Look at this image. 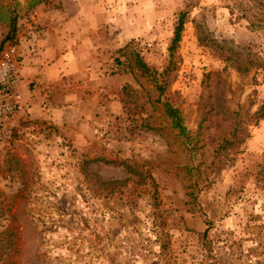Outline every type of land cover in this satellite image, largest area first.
<instances>
[{
    "label": "rangeland",
    "instance_id": "rangeland-1",
    "mask_svg": "<svg viewBox=\"0 0 264 264\" xmlns=\"http://www.w3.org/2000/svg\"><path fill=\"white\" fill-rule=\"evenodd\" d=\"M29 1L0 0V42L8 8L16 15L0 50L43 2L93 29L98 78L78 80L85 91L54 119L18 113L0 148V244L14 242L36 264H264V119L246 122L264 100V29L237 20L233 0ZM180 12L175 70L160 101L178 111L194 147L170 127L149 80L127 71L130 56L117 52L131 42L126 51L160 73ZM194 24L261 67L224 68L198 44ZM234 119L243 140L215 157Z\"/></svg>",
    "mask_w": 264,
    "mask_h": 264
},
{
    "label": "crops",
    "instance_id": "crops-1",
    "mask_svg": "<svg viewBox=\"0 0 264 264\" xmlns=\"http://www.w3.org/2000/svg\"><path fill=\"white\" fill-rule=\"evenodd\" d=\"M48 7L42 2L28 12L14 45L22 64L19 90L23 108L36 117L54 119L64 102L79 98L81 89L85 91L78 80L87 79L88 74L94 76L92 80L98 78L94 66L99 63L92 37H87L93 29L83 31L74 25L78 17L69 18ZM89 85L96 94V84ZM73 87L77 96L71 94ZM45 96L50 99L46 101Z\"/></svg>",
    "mask_w": 264,
    "mask_h": 264
},
{
    "label": "trees",
    "instance_id": "trees-1",
    "mask_svg": "<svg viewBox=\"0 0 264 264\" xmlns=\"http://www.w3.org/2000/svg\"><path fill=\"white\" fill-rule=\"evenodd\" d=\"M39 0H30L28 3V8H32ZM235 6L239 8L242 13L236 17L237 20H245L246 27L251 31H257L259 29H264V2L256 0H246L245 2L239 0H233ZM7 17V31L0 42V46L3 42L10 40L16 32V15L13 10L8 8ZM229 15L232 16V9L229 8ZM186 12H180L177 15L175 26L172 32V38L169 42L168 56L169 60L167 65L163 68L160 73H156L154 70L149 68L138 53L128 50L131 42L126 43L123 47L117 50L120 54H126L129 57L128 69L130 73L134 76L135 81L140 83V80H149L153 86V91L156 95L155 102L161 103L163 106V112L165 117L169 121L170 127L177 132V135L183 139L184 145H191L194 147L193 142L190 140L187 131L182 125L181 118L178 111L169 105L164 99L160 101V97L164 95V92L173 78L171 75L175 70V65L173 61V55L175 48L180 39V33L183 29L184 19ZM195 36L197 42L201 46L209 47L213 55L224 64V68H230L235 70L237 73L244 75L248 74L251 70L260 68L262 63L259 58L253 56L245 55L235 47L227 45L226 42L217 41L208 35H202L200 33V27L194 24ZM1 48V47H0ZM127 52V53H126ZM116 66L118 67L120 62L118 58L114 59ZM172 77V78H171ZM264 119V100L260 102L255 110L247 115L246 122L255 125L260 120ZM242 122H238L234 119L231 124V130L228 137L223 139L215 148L213 154L215 157L225 155L226 151L236 148L239 143L242 142L243 137L239 138V129ZM246 136V135H245ZM191 193L187 194V197H191ZM6 232L11 234L13 232L12 226L6 227L5 231L2 232L4 235ZM14 233L12 237H14ZM14 242L11 241L10 244L2 245L0 244V264H36L33 260V254H29L28 251H23L24 257L20 258V254L17 255L18 250ZM17 255V256H16ZM16 256V257H15Z\"/></svg>",
    "mask_w": 264,
    "mask_h": 264
},
{
    "label": "built area",
    "instance_id": "built-area-1",
    "mask_svg": "<svg viewBox=\"0 0 264 264\" xmlns=\"http://www.w3.org/2000/svg\"><path fill=\"white\" fill-rule=\"evenodd\" d=\"M20 82L19 55L14 44H7L0 50V148L23 109Z\"/></svg>",
    "mask_w": 264,
    "mask_h": 264
}]
</instances>
